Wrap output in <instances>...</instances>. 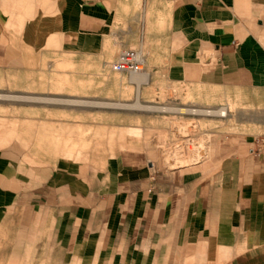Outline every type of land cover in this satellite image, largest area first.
I'll list each match as a JSON object with an SVG mask.
<instances>
[{
	"label": "crops",
	"instance_id": "0c3cea01",
	"mask_svg": "<svg viewBox=\"0 0 264 264\" xmlns=\"http://www.w3.org/2000/svg\"><path fill=\"white\" fill-rule=\"evenodd\" d=\"M126 47L142 72L110 69ZM241 91L251 119L172 109ZM261 92L264 0H0V264L264 255Z\"/></svg>",
	"mask_w": 264,
	"mask_h": 264
},
{
	"label": "rangeland",
	"instance_id": "374dc122",
	"mask_svg": "<svg viewBox=\"0 0 264 264\" xmlns=\"http://www.w3.org/2000/svg\"><path fill=\"white\" fill-rule=\"evenodd\" d=\"M255 95H256L255 92L252 93L250 91H241L238 93V95L235 96V98L228 100L227 105L215 106V107L209 106L200 109H204V110L223 109L225 111V115H224L225 117H232V119L243 118V120L251 119V111H253V106L255 108V100L257 99ZM259 99H260V112L257 114L256 118L260 121V127H254V126L250 127L251 130H257V131L264 130V93L262 92L259 93ZM253 100H254V105H253ZM180 107L182 108L189 107L195 109L194 106H180ZM180 112H184V111H180ZM213 114H219V113L215 112ZM174 123L178 124L179 134H174V136L169 137L170 140L167 142L169 154L170 156L175 157L176 162L178 163H189L192 159H190V156L188 157V154H192L195 151L196 147L193 140L187 142L185 141V139L188 138V135L189 134L191 135L192 131L195 129L193 128L194 126H192L191 128V125L194 124L185 123V122L178 123L177 121H175ZM184 154H186V157ZM224 264H264V255L259 257H252V258H248V257L235 258Z\"/></svg>",
	"mask_w": 264,
	"mask_h": 264
},
{
	"label": "built area",
	"instance_id": "2783aa9c",
	"mask_svg": "<svg viewBox=\"0 0 264 264\" xmlns=\"http://www.w3.org/2000/svg\"><path fill=\"white\" fill-rule=\"evenodd\" d=\"M144 57L139 49L126 47L119 51L116 58L110 63L112 71H126L129 73H139L143 71ZM224 116L225 114H219ZM253 151L264 152V134L258 135L254 140Z\"/></svg>",
	"mask_w": 264,
	"mask_h": 264
},
{
	"label": "bare ground",
	"instance_id": "6f19581e",
	"mask_svg": "<svg viewBox=\"0 0 264 264\" xmlns=\"http://www.w3.org/2000/svg\"><path fill=\"white\" fill-rule=\"evenodd\" d=\"M133 74V73H132ZM148 76V75H147ZM132 79V78H131ZM134 80V79H133ZM140 82V81H139ZM4 95V94H3ZM21 96V95H20ZM3 97V96H2ZM27 98V97H26ZM24 100V99H23ZM26 100V99H25ZM68 100V99H67ZM55 101V100H54ZM69 101V100H68ZM78 102V101H77ZM166 109V108H165ZM173 109V111L174 110H179V111H191L192 113L194 112H200V113H215V112H218L219 114H225V111L223 110V109H218V110H209V109H199V108H195V109H193V108H172ZM227 113V112H226Z\"/></svg>",
	"mask_w": 264,
	"mask_h": 264
}]
</instances>
